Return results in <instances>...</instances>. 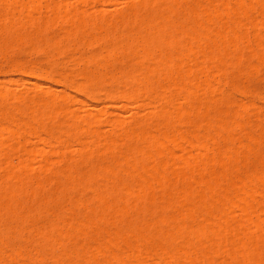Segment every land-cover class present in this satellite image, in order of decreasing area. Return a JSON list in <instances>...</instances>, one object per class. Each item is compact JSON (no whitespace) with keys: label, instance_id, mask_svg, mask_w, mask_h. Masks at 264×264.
Returning a JSON list of instances; mask_svg holds the SVG:
<instances>
[{"label":"rangeland","instance_id":"obj_1","mask_svg":"<svg viewBox=\"0 0 264 264\" xmlns=\"http://www.w3.org/2000/svg\"><path fill=\"white\" fill-rule=\"evenodd\" d=\"M20 1L21 0L0 1V50L2 49L0 51V97H2L1 94L4 93V100L0 98V116L3 117H0V135L2 134L0 137V264H95L96 261V264H133L134 260H137L134 264H159V262L160 264H166V261H169L167 264H179L185 260V257L187 258L185 260L186 262L184 261L182 264H191V262L193 264H225L226 257H228L226 260L227 264L229 262L232 264H238V262L240 264H258L257 262L260 258H263V260L260 259L259 264H264V226H262V224L264 225V210H262L264 207L262 206L264 204V192L262 190L264 189H261L264 188V50L262 51V49H264V0H241L245 3L244 6L241 1V5H236L239 0H235L237 2L234 0H226L228 4L225 0H223V2L222 0H211L212 2L210 0H155V2L147 0L148 3L146 0H22L23 4ZM172 1L175 2V4H173ZM194 1L196 2V6ZM5 3L7 7H4ZM231 3L234 5H231ZM201 6L203 7L201 8ZM241 8L243 9L241 10ZM189 9L191 11L194 9L195 13H193L194 10L191 12ZM197 9L201 12V16ZM153 11H156L157 13L159 12V16L157 15L158 18L156 16L157 13ZM202 11H205L206 14L204 12L202 14ZM166 12L167 14H165ZM174 13L176 14L175 16ZM245 13L246 20L244 17ZM24 14L31 17L28 18V16H24ZM208 14L209 16H207L208 19L206 20V16L204 17V15ZM145 15H147V18L153 15L151 18L153 22L151 19H147ZM167 15L169 17H167ZM160 18H162V21ZM138 19L146 22L145 25L143 22H139ZM70 20L72 21L71 26ZM154 20H157L158 24L156 21L154 22ZM223 20H225L224 25H222ZM104 22L106 25H103ZM169 22L170 25H167L168 27H166V23L169 24ZM234 23L235 25L237 24V28L234 27ZM152 24L155 28H153ZM73 25L75 27L78 25V28L76 27V29ZM94 25L97 29H94ZM101 25L106 28L104 27V29ZM157 25L161 26L157 27ZM188 25L190 27H188ZM99 26L101 27L98 28ZM222 26H224V28ZM73 27L75 29H73ZM159 27H163L165 30L163 28L161 30ZM169 27L172 29L170 30ZM198 27H203L204 29H201H206L207 31L199 30ZM232 27H234L233 30ZM193 28L196 29L197 34L191 33L194 31H190ZM185 29L188 31L186 32ZM70 30L72 32H70ZM220 30L221 33L219 32ZM157 37L160 38V40L157 39ZM189 38L192 39V42ZM255 40L257 41V45L254 44L256 42ZM170 42L173 44L171 45ZM108 43H110V45ZM258 43H260V45L262 43V48L261 46H258ZM111 45H115V48H113L114 52L110 50V47H112ZM168 45L173 46V48ZM166 46H168V48ZM246 46L248 47L247 50H245ZM257 46L258 48H255ZM152 47L154 51L151 50ZM175 49L177 52L173 51ZM105 50L107 55L105 54ZM131 51H134V55ZM141 51H145V53ZM179 53H182L181 55L183 57ZM120 55L123 57H119ZM162 55L166 56L164 57L165 59ZM176 55L178 58H176ZM259 55H262V57ZM99 56L102 58H99ZM141 57H143V59H141ZM219 57L222 58L220 59ZM144 60H146V62ZM158 60L164 65L162 64L161 66V63ZM258 60L262 63L260 64ZM234 61L236 62L235 64ZM224 63L226 65H224ZM259 64L260 66H258ZM157 65L160 71H158L159 69ZM199 65H202V67L198 68ZM129 66H133L132 70L129 69ZM139 67L141 68L139 69ZM128 69L130 70L129 72ZM89 70L94 72L91 73ZM147 70H150L149 74L151 73L152 76L150 74L149 77ZM184 70H187L186 73L188 75ZM165 73L166 77L164 78ZM178 74L180 77H178ZM186 76H188V79ZM168 77L169 79H167ZM82 78L84 79L82 80ZM117 78L118 80H116ZM113 80L116 83L120 82V85L119 83L116 84L113 82ZM151 81H153V83ZM173 81L175 82L173 83ZM203 82L206 84L204 85ZM129 85L131 88H128ZM173 85L177 87L179 86L176 88V90H179L175 92ZM241 85H243L242 87L244 88H242ZM39 87L41 88L38 89ZM125 87L127 89L126 91L124 90ZM75 88L80 91H76ZM125 92L129 95H125ZM132 94L133 96H131ZM127 96H131L132 100ZM162 96L165 97L162 99ZM60 98L63 100L61 101ZM211 100L212 102H210ZM147 102L148 104H146ZM174 103L179 104H177V106H180V108L177 107L178 110ZM189 103L191 104V107H188ZM250 104H253L254 106L252 105L251 107ZM163 107L167 108L164 109ZM194 107H198L199 110L196 108V112ZM61 108L64 109L61 110ZM162 108L164 110L160 111ZM183 110L185 111L183 112ZM53 111L54 113H52ZM175 111L178 113L176 114ZM225 111H228V113ZM51 115L54 117H51ZM118 116L122 119H120L122 122L119 121L117 118ZM169 117L170 120L168 119ZM114 119L119 121L121 125L116 124L117 121L113 122L115 121ZM94 120H97V122ZM13 124H15V126H13ZM4 125L6 126L4 127ZM7 128L11 131L13 130V133L15 130L16 135L15 133L13 134L15 137L12 136V132L10 131V133L7 132L10 136L6 133ZM123 128L124 132L122 131ZM1 130H4V132H1ZM191 130L195 131L193 132L195 135L192 134ZM131 131L132 133H130ZM176 131L179 135H182L184 140L181 136H178ZM133 132L137 135L133 134ZM105 134L107 136H105ZM191 134L195 136L197 141L191 137ZM225 134L228 135L226 136ZM109 136L110 138H107ZM126 136L128 139H125ZM163 136L165 137V140ZM208 137L210 138L208 139ZM118 138L121 139L122 143ZM110 139H112V141ZM108 140L111 143L108 142ZM186 140L188 143H186ZM6 141H9V143ZM190 142L193 145L192 147L189 146ZM195 142H197V144ZM201 142L203 144L205 143V146L203 145L204 147L202 149L199 147L202 144ZM20 143L22 145H20ZM194 143L196 144L197 149ZM162 145H165L164 148ZM178 147L181 149H178ZM167 148L169 150H167ZM227 149L229 150L226 151ZM158 150H160L161 155L163 154L162 156L158 155ZM183 150L185 152H183ZM189 151L195 158H193V156H191L192 159L189 158ZM187 153L188 155L185 157ZM196 154L198 156H196ZM203 155H207L205 156L206 158ZM228 155L230 156L227 158ZM122 156H125L126 158ZM130 157L131 160H129ZM169 160L171 162H169ZM17 162L22 163V166L20 167L19 165L21 164L19 163L18 165ZM210 162L214 163L210 164ZM220 163H222L223 166ZM172 164L174 167H172ZM225 165H228V167ZM101 166H103V168ZM130 167H133V169ZM156 167L157 169L159 167L161 168L156 170ZM162 169H165L164 172ZM155 170L158 171L159 174L155 172ZM60 173L62 174L60 175ZM222 173L224 175H222ZM209 174L212 175L210 176ZM257 175L261 176L257 177ZM229 176L231 180H229L228 183V179H230ZM214 177H217V179H213ZM156 179L160 183L156 181ZM239 179H242L243 181ZM198 180L199 182H197ZM214 180L216 181L212 182ZM260 180L262 182H260ZM147 181H149V183ZM220 181L222 182L220 183ZM230 181L235 187L232 186ZM242 182H244V184H242ZM211 184L216 185L213 186ZM228 184H231V186ZM209 185H211V188ZM240 185L245 187L242 189ZM236 187L239 191H242L243 195ZM224 188L227 190L225 191ZM244 188H246L245 191L247 190L245 195ZM234 189L235 191L233 192L232 190ZM250 189L252 190L249 192L250 197L252 196L253 198L251 199L249 197L251 200H249L246 195ZM223 190L225 194L226 192L228 193L226 195L223 194ZM260 190L261 195L258 196ZM111 191L115 194L111 195ZM207 191L210 193H207ZM253 192L254 194L256 193L255 197H253ZM201 194L203 196H201ZM239 196H241L240 198H247H242L243 200H241L243 202H245L244 200H249L248 203H252L250 206L253 205V209H251L254 212L248 211V208L246 207L244 208L247 204H241ZM224 197H228V200L230 199L229 201L234 203L231 206L228 205L226 208V204L228 203L225 204L226 200L224 201ZM234 198L236 200H234ZM208 200L209 202H215L216 204L214 203L215 205L211 204L212 206H208V204H210L208 203ZM255 202L257 205L254 204ZM104 205L107 206V209ZM193 205L194 207L196 206L195 208L199 209V211L196 210ZM205 205H207L208 208L215 207H213V211L210 208V211ZM188 206L189 208H187ZM6 207L9 211H7ZM221 208L225 212H220L222 210ZM229 208H232L230 209L232 215L229 212ZM238 208L241 209L240 211L247 212L245 217L249 213L248 217L251 222L247 220L248 217H246L247 219H244V212L238 213ZM216 209H221L219 210L221 215L226 213L224 216L222 215V218L226 217V220H224H228L229 225L227 222L226 223L229 228L224 225L225 223H223V221H220L221 230H218V232L216 229L220 228L215 225V233L212 235L210 233L214 230L211 229V231H209V228H211L209 225L214 222L212 224L213 228L216 220H220L218 218L219 212ZM121 210L123 212H121ZM207 211L211 213L209 214ZM180 213L183 217L180 216ZM192 213H194V215ZM182 218L184 219L182 220ZM230 218L233 220L231 221ZM19 219H21V221ZM107 220L109 221L107 222ZM204 220L210 221L208 222L210 223L208 224V231L210 233L208 231L206 233L207 229H199L200 226L197 228L200 223H204ZM237 220L243 225L239 226ZM254 220H257L256 223L259 222V227H262L257 231L252 224V222L255 223ZM161 221L164 223L162 224ZM88 222L91 223L89 224ZM111 222L113 223L111 224ZM247 224L250 225L249 230H255L256 232H248L247 227L249 225ZM145 225L147 227H145ZM203 225H206L205 227L207 228V224ZM222 225L225 227H222ZM251 225L253 228H251ZM175 228L176 230H174ZM115 229H117L116 232ZM197 229L200 231L204 230L205 233H197ZM234 229L237 230V233ZM183 230H189L186 233L187 236L183 234ZM114 233H116L119 238H117L116 235L114 239ZM128 234L130 235V238L127 237ZM178 234L184 235L185 237L182 236L181 239H187L188 241H180L181 239L178 238L181 237V235L178 237ZM243 234H245V241ZM161 235L166 237V239ZM171 235L175 236L176 240L173 239ZM241 235V241L244 243L248 240H253V243L254 241L257 243L259 238L260 243L262 244H259L258 242L256 247L252 243V249L251 247L247 249L251 245L250 242L249 244H245L247 246L245 248L240 240L236 241V237L235 239L233 238L234 236L238 237ZM45 236L47 239H44ZM205 237L208 238V241H206L207 239L205 240ZM127 238H129L130 242ZM169 238L172 239V241L174 240L173 243H169L173 249L172 252L174 253H176V250L174 249L177 247L181 250V246L186 248L191 243L193 245L191 246L195 247L198 242L197 240H199L200 243H197L196 248H194L195 250L187 247L186 251H184H189L188 253L190 255L186 254L185 257V253L183 254L182 252L183 250L180 251L178 248L177 254H183L182 257H184L183 260H181V256L180 258H177L176 254L173 253L172 255L171 251H164L168 246H165L166 242H171ZM224 240L226 242L228 241V244L222 243L225 242ZM201 242L203 243V246ZM128 243L130 245L129 248ZM233 243L235 245L239 244L236 246L238 253L233 249L235 248ZM211 245L216 251L213 250ZM223 245L226 248L223 247L224 249L221 251L220 248H222ZM171 247H167L166 249H171ZM97 248H99V250ZM159 248L160 250H158ZM255 249L257 252H253L256 251ZM136 251L138 252L137 255ZM203 251L207 255V258ZM240 252L241 254L243 252V254L241 255ZM258 252L259 254H257ZM130 253H132L131 256L134 257L132 262L130 261L132 259ZM200 253H202V255H199ZM253 253L254 255H252ZM260 253L263 256L260 257ZM192 254L194 255L193 257ZM195 254L198 257L195 256ZM95 255L98 256L95 257ZM164 255H166V257ZM126 256H130L131 259ZM208 256L211 257L209 258ZM141 258H143V260ZM211 258L213 261H211ZM236 258L244 261L251 260L252 262L250 261V263H246L238 261ZM162 260H165V262ZM236 260L238 262H236ZM208 261L209 263H207Z\"/></svg>","mask_w":264,"mask_h":264},{"label":"bare ground","instance_id":"obj_2","mask_svg":"<svg viewBox=\"0 0 264 264\" xmlns=\"http://www.w3.org/2000/svg\"><path fill=\"white\" fill-rule=\"evenodd\" d=\"M0 1H3V0H0ZM144 1H145V0H144ZM144 1H143V3H144ZM148 1H150V0H148ZM148 1L146 0L147 3H148ZM152 1L155 2V0H152ZM190 1H191V0H190ZM210 1H211V0H210ZM225 1H226V0H225ZM231 1H232V0H231ZM234 1H235V0H234ZM240 1H241V0L238 1L239 4H238V3H237V4L235 3V4H236V5H241V2H243V1H241V2H240ZM20 2H22V4H23V1H22V0H21ZM25 2H26V1H25ZM194 2H195V1H194ZM201 2H202V1H201ZM211 2H212V1H211ZM211 2H210V3H211ZM214 2H215V1H214ZM222 2H223V0H222ZM222 2H221V3H222ZM235 2H237V1H235ZM253 2H254V1H253ZM262 2H263V1H262ZM26 3H27V2H26ZM82 3H83V2H82ZM137 3H138V2H137ZM149 3H150V2H149ZM172 3L175 4V2H173V1H172ZM226 3H227V1H226ZM198 4H199V3H198ZM204 4H205V3H204ZM214 4H215V3H214ZM222 4H223V3H222ZM227 4H228V3H227ZM242 4H243V6L245 5L244 2H243ZM2 5H4V4H2ZM18 5H19V4H18ZM81 5H82V4H81ZM224 5H226V4H224ZM231 5H234V4L231 3ZM250 5H251V4H250ZM255 5H256V4H255ZM5 6H6V3H5V5H4V7H5ZM14 6H15V5H14ZM57 6H58V3H57ZM60 6H61V5H60ZM175 6H177V5H175ZM185 6H186V5H185ZM195 6H196V2H195ZM198 6H199V5H198ZM198 6H197V7H198ZM207 6H208V5H207ZM207 6H206V7H207ZM209 6H211V5H209ZM226 6H227V5H226ZM256 6H257V5H256ZM6 7H7V6H6ZM10 7H11V6H10ZM20 7H21V6H20ZM23 7H24V5H23ZM202 7H203V6H201V8H202ZM233 7H234V6H233ZM238 7H241V6H238ZM247 7H248V6H247ZM260 7H261V6H260ZM26 8H27V7H26ZM198 8H200V7H198ZM211 8H212V7H211ZM225 8H226V7H225ZM256 8H258V7H256ZM15 9H16V8H15ZM20 9H21V8H20ZM61 9H62V8H61ZM167 9H168V8H167ZM194 9H195V8H194ZM194 9H192V11H193ZM228 9H229V8H228ZM231 9H232V8H231ZM234 9H235V8H234ZM234 9H233V11H234ZM237 9H240V8H237ZM242 9H243V8H241V10H242ZM152 10H153V9H152ZM168 10H169V9H168ZM170 10H171V8H170ZM189 10H190V9H189ZM201 10H202V9H201ZM201 10H200V11H201ZM210 10H211V9H210ZM213 10H214V9H213ZM245 10H246V9H245ZM245 10H244V11H245ZM68 11H69V10H68ZM190 11H191V10H190ZM192 11H191V12H192ZM197 11H198V9H197ZM227 11H228V10H227ZM251 11H252V10H251ZM5 12H7V11H5ZM15 12H16V11H15ZM26 12H27V11H26ZM153 12H156V11H153ZM153 12H152V13H153ZM191 12H190V14L192 15ZM198 12H199V11H198ZM203 12L206 14L205 11H202V14H203ZM213 12H214V11H213ZM219 12H220V11H219ZM224 12H225V11H224ZM224 12H222V13H224ZM257 12H258V11H257ZM11 13H12V12H11ZM81 13H82V12H81ZM156 13H157V12H156ZM158 13H159V12H158ZM158 13L156 14V16L158 15ZM172 13H173V12H172ZM193 13H195V10L193 11ZM199 13H200V16H201V12H199ZM232 13H233V12H232ZM29 14H31V13H29ZM131 14H132V13H131ZM165 14H167V12H166ZM168 14H170V13H168ZM187 14H188V13H187ZM26 15H27V14H26ZM26 15L24 14V16H26ZM59 15H60V14H59ZM65 15H66V14H65ZM154 15H155V14H154ZM175 15H176V14L174 13V16H175ZM188 15H189V14H188ZM191 15H190V17H191ZM193 15H194V14H193ZM215 15H216V14H215ZM226 15H227V14H226ZM3 16H4V15H3ZM27 16H28V15H27ZM63 16H64V15H63ZM66 16H67V15H66ZM66 16H65V17H66ZM78 16H79V15H78ZM146 16H147V15H145V17H146ZM152 16H153V15H152ZM152 16H151V17H148V18L151 19ZM158 16H159V15H158ZM158 16H157V18H158ZM165 16H166V15H165ZM179 16H180V15H179ZM181 16H182V15H181ZM196 16H197V15H196ZM196 16H195V17H196ZM205 16H206L205 19L207 20V19H208L207 16H209V14H208V15H204V17H205ZM210 16H211V15H210ZM218 16H219V15H218ZM4 17H5V16H4ZM29 17H31V16H28V18H29ZM33 17H34V16H33ZM33 17H32V19H33ZM36 17H37V16H36ZM82 17H83V16H82ZM154 17H155V16H154ZM160 17H161V16H160ZM167 17H169V16L167 15ZM170 17H171V16H170ZM192 17H193V16H192ZM204 17H203V18H204ZM225 17H226V16H225ZM239 17H240V16H239ZM244 17H245V20H246V13H245V16H244ZM262 17H263V16H262ZM1 18H2V17H1ZM9 18H10V17H9ZM23 18H24V17H23ZM142 18H143V16H142ZM146 18H147V17H146ZM148 18H147V19H148ZM162 18H163V15H162ZM162 18H160L161 21H162ZM180 18H181V17H180ZM180 18H179V19H180ZM12 19H13V18H12ZM44 19H45V18H44ZM85 19H86V18H85ZM134 19H136V18H134ZM143 19H144V18H143ZM147 19H146V20H147ZM169 19H170V18H169ZM195 19H196V18H195ZM6 20H7V19H6ZM23 20H24V19H23ZM160 20H158V21H160ZM171 20H172V19H171ZM237 20H238V19H237ZM237 20H236V21H237ZM8 21H9V20H8ZM28 21H29V20H28ZM122 21H123V19H122ZM138 21L140 22L141 20L138 19ZM147 21H148V20H147ZM151 21H152V19H151ZM155 21H156V23H157V20H154V22H155ZM163 21H164V20H163ZM168 21H169V20H168ZM173 21H174V20H173ZM181 21H182V20H181ZM192 21H193V20H192ZM224 21H225V20H223L222 25H224V23H225ZM233 21H234V20H233ZM68 22H69V21H68ZM71 22H72V21L70 20V26H71ZM89 22H90V20H89ZM130 22H131V20H130ZM132 22H134V21H132ZM139 22H138V24L140 25ZM142 22H143V21H141V23H142ZM152 22H153V21H152ZM174 22H175V21H174ZM176 22H177V21H176ZM203 22H204V21H203ZM220 22H221V21H220ZM231 22H232V21H231ZM239 22H240V21H239ZM262 22H263V21H262ZM66 23H67V22H66ZM74 23H75V22H74ZM102 23H103V22H102ZM145 23H146V22H143L144 25H145ZM163 23H164V22H163ZM167 23H168V22H167ZM167 23H166V27H168L167 25H170V22H169V24H167ZM179 23H180V22H179ZM179 23H177V24H179ZM194 23H195V22H194ZM208 23H209V22H208ZM217 23H218V22H217ZM232 23H233V22H232ZM237 23H238V21H237ZM47 24H48V23H47ZM149 24H150V23H149ZM157 24H158V23H157ZM164 24H165V23H164ZM177 24H175V25H177ZM195 24H196V23H195ZM195 24H194V25H195ZM201 24H202V23H201ZM240 24H241V23H240ZM67 25H68V24H67ZM78 25H79V24H78ZM78 25H76V27H77ZM99 25H100V24H99ZM103 25H106L105 22H104ZM134 25H135V24H134ZM136 25H137V23H136ZM194 25H193V26H194ZM203 25H204V24H203ZM203 25H202V26H203ZM212 25H213V24H212ZM233 25H234V27H236L237 24L235 25V23H234ZM73 26H74V25H73ZM83 26H84V25H83ZM87 26H88V25H87ZM96 26H97V25H96ZM101 26H102V25H101ZM101 26H99L98 28H100ZM109 26H110V25H109ZM152 26H153V28H155V26H154L153 24H152ZM152 26H151V27H152ZM158 26H161V25H157V27H158ZM163 26H164V25H163ZM177 26H178V25H177ZM177 26H176V27H177ZM195 26H196V25H195ZM244 26H245V25H244ZM74 27H75V26H74ZM74 27H73V29L76 28V27H75V28H74ZM93 27H94V29H95V28L97 29V27H95V25H94ZM102 27L104 28L105 26H102ZM111 27H112V26H111ZM135 27H136V26H135ZM139 27H140V26H139ZM145 27H146V26H145ZM145 27H143V28H145ZM164 27H165V26H164ZM166 27H165V28H166ZM188 27H190V26L188 25ZM191 27H192V26H191ZM208 27H209V26H208ZM222 27L224 28V26H222ZM222 27H221V28H222ZM234 27H232V30L234 29ZM77 28H78V27H77ZM77 28H76V29H77ZM103 28H102V29H103ZM105 28H106V27H105ZM105 28H104V29H105ZM141 28H142V27H141ZM141 28H140V29H141ZM148 28H149V25H148ZM159 28H161V30H162L163 27H159ZM169 28H170V27H169ZM169 28H168V29H169ZM196 28H197V26H196ZM201 28H203V27H200V28L198 27L199 30H203V29H204V28H203V29H201ZM206 28H207V27H206ZM221 28H220V29H221ZM225 28H226V27H225ZM236 28H237V27H236ZM236 28H235V29H236ZM245 28H246V27H245ZM70 29H71V28H70ZM104 29H103V30H104ZM163 29H164V28H163ZM168 29H167V30H168ZM171 29H172V28H170V30H171ZM173 29H175V28H173ZM180 29H181V27H180ZM189 29H190V28H189ZM207 29H209V28H207ZM71 30H72V29H71ZM71 30H70V32H72ZM84 30H85V28H84ZM84 30H83V31H84ZM100 30H101V29H100ZM100 30H98V31H100ZM108 30H109V29H108ZM144 30H145V29H144ZM164 30H165V29H164ZM175 30H176V29H175ZM175 30H174V31H175ZM182 30H184V29H182ZM193 30H194V31H193ZM226 30H228V29H226ZM229 30H230V29H229ZM244 30H245V29H244ZM73 31H74V30H73ZM83 31H82V32H83ZM95 31H97V30H95ZM104 31H106V30H104ZM141 31H142V30H141ZM154 31H155V30H154ZM176 31H177V30H176ZM185 31L187 32L188 30L185 29ZM185 31H184V32H185ZM190 31H193V32H191L192 34H193V33H196V34H197V31H196V29H194V28L191 29ZM195 31H196V32H195ZM203 31H207V30L205 29V30H203ZM222 31H223V30H222ZM230 31H231V30H230ZM234 31L237 32L236 30H234ZM241 31H242V30H241ZM63 32H64V31H63ZM67 32H68V30H67ZM74 32H75V31H74ZM77 32H78V31H77ZM77 32H76V33H77ZM109 32H110V30H109ZM165 32H166V31H165ZM169 32H171V31H169ZM219 32L221 33V30H220ZM254 32H255V31H254ZM39 33H40V32H39ZM95 33H98V32H95ZM106 33H107V32H106ZM139 33H140V32H139ZM144 33H146V32H144ZM182 33H183V31H182ZM222 33H223V32H222ZM167 34H168V33H167ZM183 34H184V33H183ZM243 34H244V33H243ZM147 35H148V34H147ZM155 35H156V34H155ZM164 35H165V34H164ZM235 35H236V34H235ZM57 36H58V35H57ZM151 36H152V35H151ZM187 36H188V35H187ZM194 36H195V34H194ZM229 36H230V35H229ZM232 36H234V35H232ZM242 36H243V35H242ZM263 36H264V34H263ZM154 37H155V36H154ZM169 37H170V35H169ZM191 37H192V36H191ZM195 37H196V36H195ZM204 37H205V36H204ZM204 37H203V38H204ZM222 37H224V36H222ZM155 38H156V37H155ZM161 38H162V36H161ZM193 38H194V37H193ZM206 38H207V37H206ZM208 38H209V37H208ZM212 38H213V37H212ZM246 38H247V37H246ZM100 39H101V38H100ZM157 39L160 40V38H158V37H157ZM162 39H163V38H162ZM164 39H165V38H164ZM166 39H167V38H166ZM189 39H190V38H189ZM159 40H157V41H159ZM187 40H188V39H187ZM191 40H192V39H190V41H191ZM202 40H204V39H202ZM208 40H209V39H208ZM261 40H262V39H261ZM164 41H165V40H164ZM195 41H196V40H195ZM197 41H198V40H197ZM213 41H214V40H213ZM226 41H227V40H226ZM243 41H244V40H243ZM255 41H256V40H255ZM37 42H38V41H37ZM145 42H146V41H145ZM167 42H168V41H167ZM167 42H166V43H167ZM191 42H192V41H191ZM200 42H201V41H200ZM206 42H207V41H206ZM218 42H219V41H218ZM221 42H222V41H221ZM229 42H230V41H229ZM143 43H144V42H143ZM168 43H169V42H168ZM196 43H197V42H196ZM212 43H213V42H212ZM223 43H224V42H223ZM223 43H222V44H223ZM253 43H254V42H253ZM108 44L110 45V43H108ZM108 44H107V45H108ZM112 44H114V43H112ZM148 44H149V43H148ZM151 44H152V43H151ZM170 44H171V42H170ZM172 44H173V43H172ZM172 44H171V45H172ZM193 44H195V43H193ZM203 44H204V43H203ZM207 44H208V43H207ZM213 44H214V43H213ZM222 44H221V45H222ZM254 44L257 45V41H256ZM258 44H259L258 46H261V48H262V43H261V45H260V43H258ZM85 45H86V44H85ZM149 45H150V44H149ZM214 45H215V44H214ZM0 46H1V44H0ZM30 46H31V45H30ZM111 46H112V45H111ZM114 46H115V45H114ZM114 46L110 47V48H111L110 50H112V52H114V51H113V50H114L113 48H115ZM168 46H170V45H168ZM168 46H166V47L168 48ZM215 46H216V45H215ZM217 46H218V45H217ZM230 46H231V45H230ZM258 46L255 47V48H258ZM107 47H108V46H107ZM124 47H126V46H124ZM148 47H149V46H148ZM170 47L173 48V46H170ZM232 47H233V46H232ZM236 47H237V46H236ZM118 48H119V47H118ZM129 48H130V47H129ZM172 48H171V49H172ZM178 48H179V47H178ZM214 48H216V47H214ZM247 48H248V47L246 46V49H245V50H247ZM261 48H259V49H261ZM196 49H197V47H196ZM237 49H238V48H237ZM252 49H253V48H252ZM1 50H2V49H1ZM1 50H0V51H1ZM102 50H104V49H102ZM132 50H133V49H132ZM151 50L154 51V50H153V47L151 48ZM158 50H159V49H158ZM158 50H157V51H158ZM223 50H224V49H223ZM225 50H226V49H225ZM263 50H264V49H262V51H263ZM149 51H150V50H149ZM152 51H151V52H152ZM173 51L175 52L176 49L173 50ZM178 51H179V50H178ZM219 51H220V50H219ZM219 51H218V52H219ZM256 51H257V50H256ZM128 52H129V51H128ZM131 52L133 53L134 51H131ZM141 52L145 53V51H141ZM147 52H148V51H147ZM155 52H156V50H155ZM174 52H173V53H174ZM176 52H177V51H176ZM200 52H201V51H200ZM245 52H246V51H245ZM254 52H255V51H254ZM43 53H44V52H43ZM122 53H123V52H122ZM124 53H125V52H124ZM143 53H142V54H143ZM152 53H153V52H152ZM198 53H199V52H198ZM201 53H202V52H201ZM215 53H216V52H215ZM251 53H252V52H251ZM255 53H256V52H255ZM263 53H264V52H263ZM105 54H106V50H105ZM105 54H104V55H105ZM110 54H111V53H110ZM119 54H121V53H119ZM147 54H149V53H147ZM160 54H161V53H160ZM163 54H164V53H163ZM179 54H180V53H179ZM181 54H182V53H181ZM181 54H180V55H181ZM225 54H226V53H225ZM248 54H249V53H248ZM261 54H262V53H261ZM106 55H107V54H106ZM111 55H112V54H111ZM123 55H124V54H123ZM128 55H129V54H128ZM133 55H134V53H133ZM140 55H141V54H140ZM154 55H156V54H154ZM157 55H159V54H157ZM197 55H198V54H197ZM201 55H202V54H201ZM221 55H222V54H221ZM262 55H263V54H262ZM262 55H259V56L262 57ZM126 56H127V55H126ZM149 56H150V55H149ZM174 56H175V55H174ZM181 56H182V55H181ZM113 57H114V56H113ZM115 57H116V56H115ZM117 57H118V55H117ZM119 57H123V56L120 55ZM150 57H151V56H150ZM154 57H155V56H154ZM157 57H159V56H157ZM160 57H161V55H160ZM162 57L164 58V57H166V56H163V55H162ZM182 57H183V56H182ZM182 57H181V58H182ZM184 57H185V56H184ZM217 57H218V56H217ZM261 57H260V59H261ZM99 58H102V57L99 56ZM125 58H126V57H125ZM144 58H145V57H144ZM176 58H178L177 55H176ZM219 58H220V57H219ZM221 58H222V57H221ZM221 58H220V59H221ZM238 58H239V57H238ZM241 58H242V57H241ZM245 58H246V57H245ZM257 58H258V57H257ZM103 59H104V58H103ZM110 59H111V58H110ZM141 59H143V57H141ZM151 59H154V58H151ZM164 59H165V58H164ZM210 59H211V58H210ZM217 59H218V58H217ZM239 59H240V58H239ZM242 59H243V58H242ZM177 60H178V59H177ZM215 60H216V59H215ZM218 60H219V59H218ZM218 60H217V61H218ZM243 60H244V59H243ZM261 60H262V59H261ZM263 60H264V58H263ZM101 61H102V59H101ZM110 61H111V60H110ZM141 61H142V60H141ZM144 61L146 62V60H144ZM144 61H143V62H144ZM151 61H152V60H151ZM153 61H154V60H153ZM158 61H159V60H158ZM162 61H163V60H162ZM164 61H165V60H164ZM173 61H174V60H173ZM179 61H180V59H179ZM213 61H214V60H213ZM213 61H212V63H213ZM244 61H245V60H244ZM256 61H257V59H256ZM258 61H259V60H258ZM83 62H84V61H83ZM86 62H87V61H86ZM103 62H104V61H103ZM145 62H144V63H145ZM159 62L161 63V61H159ZM228 62H229V60H228ZM228 62H227V63H228ZM238 62H239V61H238ZM259 62H260V61H259ZM259 62H257V63H259ZM15 63H16V61H15ZM91 63H92V61H91ZM112 63H113V62H112ZM140 63H141V62H140ZM152 63H153V62H152ZM166 63H167V62H166ZM175 63H176V62H175ZM180 63H181V62H180ZM210 63H211V62H210ZM210 63H209V64H210ZM220 63H221V62H220ZM225 63H226V62H225ZM225 63H224V65H226ZM235 63H236V62L234 61V64H235ZM261 63H262V62H260V64H261ZM92 64H93V63H92ZM110 64H111V63H110ZM123 64H124V63H123ZM148 64H149V62H148ZM162 64H163V63H161V66H162ZM177 64H178V63H177ZM182 64H183V63H182ZM252 64H253V63H252ZM260 64H259L258 66H260ZM83 65H84V64H83ZM97 65H98V64H97ZM106 65H107V64H106ZM137 65H139V64H137ZM158 65H159V64H158ZM158 65H157V67H158ZM163 65H164V64H163ZM167 65H168V64H167ZM175 65H176V64H175ZM210 65H211V64H210ZM212 65H213V64H212ZM254 65H255V64H254ZM103 66H104V65H103ZM111 66H112V65H111ZM133 66H134V65H133ZM133 66H131V67L129 66V67H130L129 69L132 70V67H133ZM154 66H155V65H154ZM168 66H169V65H168ZM181 66H182V65H181ZM185 66H186V65H185ZM250 66H251V65H250ZM255 66H256V65H255ZM96 67H97V66H96ZM99 67H100V66H99ZM101 67H102V66H101ZM127 67H128V66H127ZM135 67H136V66H135ZM147 67H149V66H147ZM157 67H156V68H157ZM166 67H167V66H166ZM199 67H202V65H201V66L199 65L198 68H199ZM209 67H210V66H209ZM213 67H214V66H213ZM221 67H222V66H221ZM140 68H141V67H139V69H140ZM142 68H143V67H142ZM154 68H155V67H154ZM154 68H153V69H154ZM162 68H163V67H162ZM164 68H165V67H164ZM174 68H175V67H174ZM177 68H178V67H177ZM185 68H187V67H185ZM252 68H253V67H252ZM257 68H258V67H257ZM129 69H128V72L130 71ZM139 69H138V70H139ZM145 69H147V68H145ZM153 69H152V70H153ZM158 69H159V67H158ZM187 69H189V68H187ZM201 69H202V68H201ZM216 69H217V68H216ZM249 69H250V67H249ZM152 70H151V71H152ZM167 70H168V69H167ZM193 70H194V69H193ZM214 70H215V69H214ZM254 70H255V69H254ZM254 70H253V71H254ZM89 71H90V70H89ZM106 71H109V70H106ZM114 71H115V70H114ZM125 71H126V69H125ZM147 71H148V70H147ZM149 71H150V70H149ZM149 71H148L147 74H149ZM158 71H160V69H159ZM184 71H185V73H186L187 70H184ZM205 71H206V70H205ZM222 71H223V70H222ZM235 71H236V70H235ZM90 72H91V71H90ZM93 72H94V71H92L91 73H93ZM116 72H117V71H116ZM145 72H146V71H145ZM153 72H155V71H153ZM169 72H170V71H169ZM211 72H212V71H211ZM236 72H237V71H236ZM256 72H257V71H256ZM256 72H255V74H256ZM258 72H259V71H258ZM33 73H34V72H33ZM39 73H40V72H39ZM82 73H83V72H82ZM120 73H121V72H120ZM157 73H158V72H157ZM157 73H156V74H157ZM241 73H242V72H241ZM249 73H250V72H249ZM71 74H72V73H71ZM129 74H130V73H129ZM129 74H128V75H129ZM136 74H137V73H136ZM141 74H142V73H141ZM150 74H151V73H150ZM150 74H149V77H150ZM153 74H154V73H153ZM170 74H171V72H170ZM186 74H187V73H186ZM238 74H240V73H238ZM31 75H32V74H31ZM36 75H37V74H36ZM39 75H40V74H39ZM39 75H38V76H39ZM121 75H122V74H121ZM132 75H133V74H132ZM138 75H139V74H138ZM145 75H146V73H145ZM160 75H161V74H160ZM162 75H163V74H162ZM178 75H179V74H178ZM183 75H184V74H183ZM187 75H188V74H187ZM213 75H214V74H213ZM248 75H249V74H248ZM97 76H98V75H97ZM110 76H111V75H110ZM129 76H130V75H129ZM151 76H152V74H151ZM241 76H242V75H241ZM117 77H119V76H117ZM121 77H122V76H121ZM139 77H140V75H139ZM141 77H142V75H141ZM154 77H157V76H154ZM165 77H166V73H165L164 78H165ZM173 77H174V76H173ZM178 77H180V75H179ZM186 77H187V79H188V76H186ZM213 77H214V76H213ZM249 77H250V76H249ZM95 78H97V77H95ZM95 78H94V79H95ZM114 78H116V77H114ZM128 78H129V77H128ZM235 78H236V77H235ZM63 79H64V78H63ZM83 79H84V78H82V80H83ZM85 79H86V78H85ZM97 79H98V78H97ZM132 79H133V78H132ZM138 79H139V78H138ZM138 79H137V80H138ZM148 79H149V78H148ZM158 79H159V78H158ZM167 79H169V77H168ZM167 79H166V80H167ZM179 79H180V78H179ZM89 80H90V79H89ZM95 80H96V79H95ZM98 80H99V79H98ZM116 80H118V78H117ZM121 80H122V79H121ZM128 80H129V79H128ZM156 80H157V79H156ZM164 80H165V79H164ZM174 80H175V79H174ZM176 80H177V79H176ZM180 80H181V79H180ZM248 80H249V79H248ZM93 81H94V80H93ZM119 81H120V80H119ZM123 81H124V80H123ZM130 81H132V80H130ZM140 81H141V80H140ZM143 81H144V80H143ZM143 81H142V82H143ZM149 81H150V80H149ZM153 81H154V80H153ZM153 81H151V82L153 83ZM181 81H182V80H181ZM190 81H192V80H190ZM243 81H244V80H243ZM68 82H69V81H68ZM94 82H95V81H94ZM101 82H102V81H101ZM113 82H115V81L113 80ZM158 82H159V81H158ZM170 82H171V80H170ZM174 82H175V81H173V83H174ZM179 82H180V81H179ZM192 82H193V81H192ZM92 83H93V82H92ZM115 83H116V82H115ZM115 83H114V84H115ZM117 83H119V85H120V82H117ZM117 83H116V84H117ZM124 83H125V82H124ZM126 83H127V82H126ZM138 83H139V82H138ZM165 83H166V82H165ZM183 83H184V82H183ZM188 83H189V82H188ZM83 84H84V83H83ZM94 84H95V83H94ZM103 84H104V82H103ZM111 84H112V82H111ZM121 84H122V83H121ZM146 84H147V82H146ZM146 84H145V85H146ZM191 84H192V83H191ZM197 84H198V82H197ZM201 84H202V83H201ZM203 84H204V82H203ZM205 84H206V83H205ZM205 84H204V85H205ZM86 85H88V84H86ZM142 85H143V84H142ZM147 85H148V84H147ZM161 85H163V84H161ZM180 85H181V84H180ZM182 85H184V84H182ZM93 86H94V85H93ZM126 86H127V85H126ZM143 86H144V85H143ZM149 86H150V82H149ZM151 86H152V84H151ZM156 86H157V85H156ZM170 86H172V85H170ZM173 86H174V85H173ZM207 86H208V85H207ZM242 86H243V85H241V87H242ZM76 87H77V86H76ZM85 87H86V86H85ZM96 87H97V86H96ZM158 87H159V86H158ZM166 87H167V86H166ZM178 87H179V86H178ZM178 87H177V86H174V87H173L174 90H175V92H176L177 90H179V89L176 90V88H178ZM190 87H191V85H190ZM199 87H201V86H199ZM199 87H198V88H199ZM40 88H41V87H39L38 89H40ZM78 88H79V87H78ZM118 88H119V87H118ZM118 88H117V89H118ZM128 88H131L130 85H129ZM149 88H150V87H149ZM167 88H168V87H167ZM171 88H172V87H171ZM181 88H182V86H181ZM181 88H180V90H181ZM185 88H186V87H185ZM194 88H195V87H194ZM196 88H197V87H196ZM204 88H205V87H204ZM207 88H209V87H207ZM242 88H244V87H242ZM75 89H76V91H77V90H79L80 88H79V89L75 88ZM85 89H87V88H85ZM88 89H89V88H88ZM183 89H184V88H183ZM239 89H240V88H239ZM114 90H115V89H114ZM124 90H125V91L127 90L126 87H125ZM162 90H163V89H162ZM79 91H80V90H79ZM91 91H92V90H91ZM118 91H119V90H118ZM128 91H129V90H128ZM149 91H151V90H149ZM163 91H164V90H163ZM163 91H162V92H163ZM167 91H168V89H167ZM183 91H184V90H183ZM4 92H5V91H4ZM187 92H188V91H187ZM95 93H96V92H95ZM95 93H94V94H95ZM126 93H127V92H125V95H129L128 93H127V94H126ZM133 93H134V92H133ZM167 93H168V92H167ZM170 93H171V92H170ZM188 93H189V92H188ZM3 94H4V93H3ZM3 94H1V96H2V97H0L1 99H3ZM7 94H8V93H7ZM159 94H160V93H159ZM163 94H164V92H163ZM168 94H169V93H168ZM171 94H172V93H171ZM185 94H186V93H185ZM203 94H204V93H203ZM207 94H208V93H207ZM63 95H64V94H63ZM63 95H62V97H63ZM156 95H157V94H156ZM178 95H179V94H178ZM200 95H201V94H200ZM131 96H133V94H132ZM131 96H130V97L127 96V97L130 98V100H132V99H131ZM134 96H135V95H134ZM20 97H21V96H20ZM164 97H165V96H164ZM164 97L162 96V99H163ZM175 97H176V96H175ZM175 97H174V99H175ZM220 97H221V96H220ZM220 97H219V98H220ZM138 98H139V97H138ZM169 98H170V96H169ZM176 98H177V97H176ZM183 98H184V96H183ZM226 98H227V97H226ZM16 99H17V98H16ZM47 99H48V98H47ZM54 99H55V97H54ZM178 99H179V98H178ZM178 99H177V100H178ZM189 99H190V98H189ZM189 99H187V100H189ZM199 99H200V98H199ZM208 99H209V98H208ZM3 100H4V99H3ZM50 100H51V99H50ZM60 100L62 101L63 99L60 98ZM164 100H166V99H164ZM167 100H168V99H167ZM184 100H185V99H184ZM200 100H201V99H200ZM5 101H6V100H5ZM51 101H52V100H51ZM65 101H66V100H65ZM182 101H183V100H182ZM190 101H191V100H190ZM195 101H196V100H195ZM3 102H4V101H3ZM54 102H55V101H54ZM135 102H136V101H135ZM174 102H175V101H174ZM177 102H179V101H177ZM193 102H194V101H193ZM201 102H202V101H201ZM210 102H212V100H211ZM40 103H41V102H40ZM44 103H45V101H44ZM48 103H49V102H48ZM51 103H52V102H51ZM64 103H65V102H64ZM144 103H145V102H144ZM183 103H184V101H183ZM208 103H209V102H208ZM34 104H35V103H34ZM52 104H53V103H52ZM54 104H55V103H54ZM59 104H61V103H59ZM59 104H58V105H59ZM140 104H141V102H140ZM146 104H148V102H147ZM174 104H175V103H174ZM177 104H178V103H177ZM177 104H175V105H176V109H177V107L180 108V106H177ZM196 104H197V103H196ZM223 104H224V103H223ZM45 105H46V104H45ZM178 105H179V104H178ZM194 105H195V104H194ZM203 105H204V104H203ZM250 105H251V104H250ZM252 105H253V104H252ZM252 105H251V107H252ZM55 106H56V105H55ZM60 106H61V105H60ZM147 106H148V105H147ZM196 106H197V105H196ZM248 106H249V105H248ZM253 106H254V105H253ZM52 107H53V106H52ZM62 107H63V106H62ZM174 107H175V106H174ZM174 107H173V108H174ZM188 107H191V104H190V103H189V106H188ZM198 107H199V104H198ZM198 107H196V108L198 109ZM238 107H239V106H238ZM242 107H243V106H242ZM149 108H150V107H149ZM163 108L166 109L167 107H166V108L163 107ZM163 108H162L160 111L164 110ZM183 108H184V107H183ZM194 108H195V107H194ZM196 108H195V111L197 112ZM212 108H213V107H212ZM246 108H247V107H246ZM63 109H64V108H63ZM63 109L61 108V110H63ZM192 109H193V108H192ZM192 109H191V110H192ZM202 109H203V107H202ZM226 109H227V108H226ZM23 110H24V109H23ZM149 110H150V109H149ZM153 110H154V109H153ZM174 110H175V109H174ZM177 110H178V109H177ZM198 110H199V109H198ZM6 111H7V110H6ZM51 111H52V110H51ZM70 111H72V110H70ZM150 111H152V110H150ZM167 111H168V110H167ZM167 111H166V112H167ZM184 111H185V110H183V112H184ZM192 111H193V110H192ZM8 112H9V111H8ZM21 112H22V111H21ZM55 112H56V111H55ZM60 112H61V111H60ZM153 112H154V111H153ZM153 112H152V113H153ZM166 112H165V113H166ZM168 112H169V111H168ZM181 112H182V111H181ZM190 112H191V111H190ZM196 112H195V113H196ZM199 112H200V111H199ZM225 112L228 113V111H225ZM6 113H7V112H6ZM30 113H31V112H30ZM50 113H51V112H50ZM52 113H54V111H53ZM58 113H59V112H58ZM162 113H163V112H162ZM175 113L177 114L178 112L175 111ZM206 113H208V112H206ZM0 114H1V112H0ZM24 114H25V113H24ZM26 114H27V113H26ZM36 114H37V113H36ZM179 114H180V113H179ZM201 114H202V113H201ZM241 114H242V112H241ZM53 115H54V114H53ZM53 115H51V117H52ZM74 115H75V113H74ZM193 115H194V114H193ZM207 115H208V114H207ZM237 115H238V114H237ZM237 115H236V116H237ZM44 116H46V115H44ZM48 116H49V115H48ZM91 116H92V115H91ZM152 116H153V115H152ZM181 116H182V115H181ZM200 116H201V115H200ZM202 116H203V115H202ZM225 116H226V115H225ZM231 116H232V115H231ZM233 116H234V115H233ZM238 116H239V115H238ZM0 117H1V116H0ZM53 117H54V116H53ZM75 117H76V116H75ZM93 117H94V116H93ZM166 117H167V115H166ZM179 117H180V116H179ZM1 118H3V117H1ZM44 118H46V117H44ZM47 118H48V117H47ZM117 118L119 119L120 122H122V121H121L122 119L119 118V116H118ZM117 118H116V119H117ZM174 118H175V117H174ZM231 118H232V117H231ZM238 118H239V117H238ZM31 119H32V118H31ZM60 119H61V118H60ZM94 119H95V118H94ZM116 119H114L115 121H113V122H116V121L118 120V119H117V120H116ZM120 119H121V120H120ZM168 119L170 120V117H169ZM184 119H185V118H184ZM0 120H1V119H0ZM91 120H92V119H91ZM220 120H221V119H220ZM228 120H232V119H228ZM17 121H18V120H17ZM94 121L97 122V120H94ZM119 121H117L116 124L119 125V124H120ZM6 122H7V121H6ZM56 122H57V121H56ZM118 122H119V123H118ZM178 122H179V121H178ZM234 122H235V121H234ZM243 122H244V121H243ZM13 123H14V122H13ZM82 123H83V121H82ZM86 123H87V122H86ZM123 123H124V122H123ZM123 123H122V124H123ZM169 123H170V122H169ZM221 123H222V122H221ZM9 124H10V123H9ZM171 124H172V123H171ZM193 124H194V123H193ZM219 124H220V123H219ZM243 124H244V123H243ZM248 124H249V123H248ZM120 125H121V124H120ZM134 125H135V124H134ZM203 125H204V124H203ZM207 125H208V124H207ZM215 125H216V124H215ZM236 125H237V124H236ZM240 125H241V124H240ZM1 126H2V125H1ZM5 126H6V125H4V127H5ZM13 126H15V124H13ZM70 126H71V125H70ZM73 126H74V125H73ZM75 126H76V125H75ZM136 126H137V124H136ZM172 126H173V125H172ZM218 126H219V125H218ZM222 126H223V125H222ZM9 127H10V126H9ZM30 127H31V126H30ZM240 127H241V126H240ZM16 128H17V127H16ZM75 128H76V127H75ZM86 128H87V126H86ZM113 128H114V127H113ZM115 128H116V127H115ZM133 128H134V127H133ZM238 128H239V127H238ZM0 129H1V128H0ZM3 129H4V128H3ZM89 129H90V128H89ZM137 129H138V128H137ZM229 129H231V128H229ZM7 130H8V131H7ZM7 130H6V133L9 132V131H10V132L13 131V130H12V131L9 130V128H7ZM16 130H17V129H16ZM116 130H117V128H116ZM126 130H127V129H126ZM130 130H131V129H130ZM144 130H145V129H144ZM239 130H240V129H239ZM2 131L4 132V130H1V132H2ZM32 131H34V130H32ZM122 131L124 132V128H123ZM191 131H192V130H191ZM10 132H9V133H10ZM72 132H73V131H72ZM75 132H76V130H75ZM77 132H78V131H77ZM95 132H96V131H95ZM141 132H142V131H141ZM176 132H177V131H176ZM193 132H195V131H192V134H194ZM214 132H215V130H214ZM14 133H15V130H14ZM14 133L12 132V136H13V137H15V136L13 135ZM130 133H132V131H131ZM142 133H143V132H142ZM158 133H159V132H158ZM174 133H175V132H174ZM183 133H184V132H183ZM216 133H217V132H216ZM7 134H8V133H7ZM98 134H99V132H98ZM124 134H126V133H124ZM133 134H135V133L133 132ZM177 134H178V132H177ZM192 134H191V135H192ZM1 135H2V134H1ZM1 135H0V137H1ZM8 135H9V134H8ZM15 135H16V133H15ZM135 135H137V134H135ZM141 135H142V134H141ZM144 135H145V134H144ZM146 135H147V134H146ZM163 135H164V133H163ZM194 135H195V134H194ZM194 135H192L191 137H193L194 140H196ZM202 135H203V133H202ZM207 135H208V134H207ZM220 135H221V134H220ZM222 135H223V134H222ZM225 135H226V134H225ZM227 135H228V134H227ZM227 135H226V136H227ZM9 136H10V135H9ZM97 136H98V135H97ZM105 136H107V135L105 134ZM124 136H125V135H124ZM129 136H130V135H129ZM171 136H172V134H171ZM178 136H181V137H182V135H179V134H178ZM203 136H204V135H203ZM119 137H120V136H119ZM122 137H123V136H122ZM137 137H138V136H137ZM137 137H136V138H137ZM201 137H202V136H201ZM205 137H206V136H205ZM212 137H213V136H212ZM216 137H217V136H216ZM243 137H244V136H243ZM17 138H18V137H17ZM103 138H104V137H103ZM107 138H110V136L107 137ZM151 138H152V137H151ZM163 138H164V140H165V137H164V136H163ZM196 138H198V137H196ZM209 138H210V137H208V139H209ZM118 139H119V138H118ZM125 139H128L127 136L125 137ZM125 139H124V141H125ZM182 139H183V137H182ZM222 139H223V138H222ZM238 139H239V138H238ZM74 140H75V139H74ZM90 140H91V139H90ZM102 140H103V139H102ZM110 140L112 141V139H110ZM130 140H131V139H130ZM132 140H133V139H132ZM153 140H154V139H153ZM156 140H158V139H156ZM166 140H167V139H166ZM183 140H184V139H183ZM212 140H213V139H212ZM218 140H219V139H218ZM228 140H229V139H228ZM260 140H261V139H260ZM119 141L121 142V139H119ZM127 141H128V140H127ZM154 141H155V140H154ZM191 141H192V140H191ZM196 141H197V140H196ZM205 141H206V140H205ZM214 141H215V138H214ZM253 141H254V140H253ZM6 142L9 143V141H6ZM96 142H97V140H96ZM108 142H110V141L108 140ZM165 142H166V141H165ZM225 142H226V141H225ZM80 143H81V141H80ZM82 143H83V142H82ZM99 143H100V142H99ZM102 143H103V141H102ZM106 143H107V142H106ZM110 143H111V142H110ZM117 143H118V142H117ZM121 143H122V142H121ZM143 143H144V142H143ZM161 143L163 144L162 141H161ZM169 143H171V142H169ZM186 143H188L187 140H186ZM195 143L197 144V142H195ZM195 143H194V144H195ZM201 143H202V142H201ZM261 143H262V142H261ZM73 144H74V143H73ZM97 144H98V143H97ZM190 144H191V142H190ZM190 144H189V146L192 147L193 145H192V144L190 145ZM196 144H195V147H196ZM204 144H205V143H204ZM204 144L202 143L201 146H199V145H198V146L202 149V148L205 146ZM258 144H259V143H258ZM5 145H6V144H5ZM20 145H22V144L20 143ZM108 145H109V144H108ZM172 145H173V144H172ZM203 145H204V146H203ZM215 145H216V143H215ZM229 145H230V144H229ZM237 145H238V144H237ZM237 145H236V146H237ZM253 145H254V144H253ZM256 145H257V144H256ZM0 146H1V145H0ZM129 146H130V145H129ZM152 146H153V145H152ZM157 146H158V144H157ZM162 146H163V148H164L165 145H162ZM248 146H249V145H248ZM248 146H246V147H248ZM86 147H87V146H86ZM126 147H127V146H126ZM206 147H207V146H206ZM215 147H216V146H215ZM237 147H238V146H237ZM254 147H255V146H254ZM254 147H253V148H254ZM131 148H132V147H131ZM155 148H156V147H155ZM157 148H158V147H157ZM159 148H160V147H159ZM163 148H162V149H163ZM226 148H227V147H226ZM263 148H264V147H263ZM145 149H146V148H145ZM176 149H177V148H176ZM178 149H181V148L178 147ZM196 149H197V147H196ZM210 149H211V146H210ZM210 149H209V150H210ZM223 149H224V148H223ZM129 150H131V149H129ZM129 150H128V151H129ZM132 150H133V149H132ZM154 150H157V149H154ZM167 150H169V149L167 148ZM216 150H217V149H216ZM228 150H229V149H227L226 151H228ZM143 151H144V150H143ZM171 151H172V150H171ZM235 151H236V149H235ZM242 151H243V149H242ZM179 152H180V151H179ZM183 152H185V151L183 150ZM224 152H225V151H224ZM231 152H232V151H231ZM240 152H241V151H240ZM243 152H244V151H243ZM248 152H249V151H248ZM248 152H247V153H248ZM14 153H15V152H14ZM28 153H29V152H28ZM127 153H128V152H127ZM155 153H157V152H155ZM158 153H159V154H158ZM158 153H157L158 155H161L160 150H158ZM180 153H181V152H180ZM202 153H203V152H202ZM233 153H234V152H233ZM255 153H256V151H255ZM130 154H131V153H130ZM165 154H166V153H165ZM167 154H168V153H167ZM200 154H201V153H200ZM224 154H225V153H224ZM252 154H253V151H252ZM132 155H133V154H132ZM162 155H163V154H162ZM162 155H161V156H162ZM170 155H171V154H170ZM172 155H173V152H172ZM187 155H188V153L185 155V157H187ZM189 155H190L189 158L192 159L191 156H193V158H195L194 155H191L190 151H189ZM258 155H259V154H258ZM148 156H149V155H148ZM156 156H157V155H156ZM167 156H168V155H167ZM196 156H198V155L196 154ZM203 156L205 157V156H207V155H203ZM211 156H212V154H211ZM229 156H230V155H228L227 158H228ZM252 156H253V155H252ZM16 157H17V155H16ZM122 157L126 158L125 156H122ZM159 157H160V156H159ZM169 157H170V156H169ZM185 157H184V158H185ZM223 157H224V156H223ZM25 158H26V157H25ZM205 158H206V157H205ZM211 158H212V157H211ZM213 158H214V157H213ZM219 158H220V156H219ZM233 158H234V157H233ZM250 158H251V157H250ZM220 159H221V158H220ZM225 159H226V157H225ZM225 159H224V160H225ZM23 160H25V159H23ZM124 160H125V159H124ZM126 160H127V159H126ZM129 160H131V157H130ZM185 160H186V159H185ZM185 160H183V161H185ZM112 161H113V160H112ZM132 161H133V160H132ZM159 161H160V160H159ZM191 161H192V160H191ZM211 161H212V160H211ZM219 161H220V160H219ZM228 161H229V159H228ZM228 161H227V162H228ZM232 161H234V160H232ZM117 162H118V161H117ZM160 162H161V161H160ZM169 162H171V161L169 160ZM195 162H196V161H195ZM214 162H215V160H214ZM214 162H210V164H211V163H214ZM17 163H18V165H19L20 162H17ZM163 163H164V162H163ZM183 163H184V162H183ZM191 163H192V162H191ZM205 163H206V162H205ZM261 163H262V162H261ZM20 164H21V165H19V166L21 167V166H22V163H20ZM106 164H107V163H106ZM170 164H171V163H170ZM203 164H204V163H203ZM206 164H208V163H206ZM217 164H218V162H217ZM220 164L223 166L222 163H220ZM224 164H225V163H224ZM4 165H5V164H4ZM12 165H13V164H12ZM27 165H28V164H27ZM125 165H126V164H125ZM134 165H135V164H134ZM184 165H185V164H184ZM8 166H9V165H8ZM104 166H105V165H104ZM132 166H133V165H132ZM151 166H152V165H151ZM167 166H168V165H167ZM178 166H179V165H178ZM181 166H182V165H181ZM186 166H187V164H186ZM201 166H202V164H201ZM211 166H212V165H211ZM219 166H220V165H219ZM225 166H226V165H225ZM12 167H13V166H12ZM12 167H11V168H12ZM23 167H24V166H23ZM25 167H26V166H25ZM101 167L103 168V166H101ZM101 167H100V168H101ZM139 167H140V166H139ZM152 167H153V166H152ZM172 167H174L173 164H172ZM188 167H189V166H188ZM226 167H228V165H227ZM236 167H237V166H236ZM262 167H263V165H262ZM262 167H260V168H262ZM123 168H124V167H123ZM130 168L133 169V167H130ZM130 168H128V169H130ZM159 168H161V167H159ZM159 168H158V169H159ZM162 168H163V167H162ZM200 168H201V167H200ZM234 168H235V167H234ZM104 169H106V168H104ZM128 169H127V171H128ZM152 169H153V168H152ZM158 169H157V167H156V170H158ZM192 169H193V168H192ZM208 169H209V168H208ZM226 169H227V168H226ZM62 170H63V169H62ZM120 170H121V169H120ZM123 170H124V169H123ZM143 170H144V169H143ZM156 170H155V172L158 173V171H156ZM164 170H165V169H162L163 172H164ZM10 171H11V170H10ZM20 171H21V170H20ZM27 171H29V170H27ZM150 171H151V170H150ZM152 171H153V170H152ZM107 172H108V170H107ZM122 172H124V171H122ZM125 172H126V170H125ZM178 172H180V171H178ZM182 172H183V171H182ZM258 172H259V171H258ZM24 173H25V172H24ZM132 173H133V172H132ZM132 173H131V174H132ZM137 173H138V172H137ZM168 173H169V172H168ZM170 173H171V172H170ZM174 173H175V172H174ZM206 173H207V172H206ZM209 173H210V172H209ZM252 173H253V172H252ZM19 174H20V173H19ZM61 174H62V173H60V175H61ZM64 174H65V173H64ZM102 174H103V173H102ZM121 174H122V173H121ZM129 174H130V173H129ZM135 174H136V172H135ZM138 174H139V173H138ZM150 174H152V173H150ZM150 174H149V175H150ZM158 174H159V173H158ZM162 174H163V173H162ZM171 174H172V173H171ZM183 174H184V173H183ZM207 174H208V173H207ZM212 174H213V173H212ZM212 174H209V175L211 176ZM219 174H220V173H219ZM259 174H260V173H259ZM111 175H112V173H111ZM146 175H148V174H146ZM160 175H161V174H160ZM180 175H181V173H180ZM222 175H224V174L222 173ZM263 175H264V174H263ZM263 175H262V176H263ZM62 176H63V175H62ZM70 176H72V175H70ZM181 176H182V175H181ZM213 176H214V175H213ZM252 176H253V175H252ZM259 176H261V175H257V177H259ZM17 177H18V176H17ZM67 177H68V176H67ZM138 177H139V175H138ZM163 177H164V176H163ZM166 177H167V176H166ZM200 177H201V176H200ZM223 177H224V176H223ZM254 177H255V176H254ZM68 178H69V177H68ZM94 178H95V177H94ZM172 178H174V177H172ZM177 178H178V177H177ZM211 178H212V177H211ZM215 178L217 179V177H214L213 179H215ZM221 178H222V176H221ZM229 178H230V176H229ZM232 178H233V177H232ZM245 178H247V177H245ZM245 178H244V179H245ZM260 178H261V177H260ZM262 178H263V177H262ZM75 179H76V178H75ZM110 179H111V178H110ZM140 179H141V178H140ZM143 179H144V178H143ZM153 179H154V178H153ZM200 179H201V178H200ZM208 179H209V178H208ZM226 179H227V178H226ZM234 179H235V178H234ZM257 179H258V178H257ZM16 180H17V179H16ZM64 180H65V179H64ZM68 180H69V179H68ZM91 180H92V179H91ZM144 180H145V179H144ZM175 180H176V179H175ZM229 180H231V178L228 179V183H229ZM239 180H242V179H239ZM107 181H108V180H107ZM151 181H153V180H151ZM156 181H158V180L156 179ZM156 181H155V182H156ZM215 181H216V180H214V181H212V182H215ZM236 181H238V180H236ZM242 181H243V180H242ZM73 182H74V181H73ZM96 182H97V181H96ZM147 182L149 183V181H147ZM158 182H159V181H158ZM197 182H199V180H198ZM206 182H207V181H206ZM221 182H222V181H220V183H221ZM230 182H231V181H230ZM238 182H239V181H238ZM258 182H259V181H258ZM260 182H262V181L260 180ZM16 183H17V182H16ZM76 183H77V182H76ZM97 183H98V182H97ZM138 183H139V182H138ZM153 183H154V182H153ZM156 183H157V182H156ZM159 183H160V182H159ZM195 183H196V182H195ZM203 183H204V182H203ZM240 183H241V182H240ZM263 183H264V182H263ZM11 184H12V183H11ZM216 184H217V183H216ZM216 184H211V185L214 186V185H216ZM231 184H232V186H234L232 182H231ZM231 184H228V185L231 186ZM235 184H237V183H235ZM238 184H239V183H238ZM242 184H244V182H242ZM135 185H136V184H135ZM157 185H158V183H157ZM211 185H209L210 188H211ZM12 186H13V184H12ZM98 186H99V185H98ZM125 186H126V185H125ZM140 186H141V185H140ZM149 186H150V185H149ZM159 186H160V184H159ZM166 186H167V185H166ZM204 186H205V185H204ZM207 186H208V185H207ZM225 186H226V185H225ZM240 186H241V185H240ZM240 186H238V187H240ZM122 187H123V186H122ZM126 187H127V186H126ZM126 187H124V188H126ZM138 187H139V186H138ZM187 187H188V186H187ZM187 187H186V188H187ZM219 187H220V186H219ZM234 187H235V186H234ZM241 187H242V186H241ZM243 187H245V186H243ZM243 187H242V189H243ZM255 187H256V186H255ZM11 188H12V187H11ZM99 188H100V187H99ZM127 188H128V187H127ZM188 188H189V187H188ZM188 188H187V189H188ZM236 188H237V187H236ZM0 189H1V188H0ZM3 189H4V188H3ZM6 189H7V188H6ZM13 189H14V188H13ZM20 189H21V188H20ZM121 189H123V188H121ZM149 189H150V188H149ZM221 189H223V188H221ZM229 189H230V188H229ZM240 189H241V188H240ZM245 189H246V188H244V195H245V192L247 191V190L245 191ZM252 189H253V188H252ZM257 189H258V188H257ZM259 189H260V186H259ZM261 189H264V188H261ZM81 190H82V189H81ZM87 190H88V189H87ZM89 190H90V189H89ZM91 190H92V189H91ZM100 190H101V189H100ZM125 190H126V189H125ZM141 190H142V189H141ZM170 190H171V189H170ZM209 190H210V189H209ZM224 190H225V188H224ZM224 190H223V194H225ZM226 190H227V189H226ZM226 190H225V191H226ZM237 190H238V188H237ZM253 190H254V189H253ZM255 190H256V189H255ZM5 191H6V190H5ZM14 191H15V190H14ZM112 191H113V190H112ZM112 191H111V192H112ZM127 191H128V190H127ZM134 191H135V190H134ZM186 191H187V190H186ZM195 191H196V190H195ZM210 191H211V190H210ZM232 191L234 192L235 189L232 190ZM238 191H239V190H238ZM251 191H252V190L250 189V191L247 192V194H246V195H247V198L250 197V193H249V192H251ZM262 191L264 192V190H262ZM7 192H9V191H7ZM77 192H78V191H77ZM92 192H93V191H92ZM143 192H144V190H143ZM196 192H197V191H196ZM208 192H209V191H207V193H208ZM218 192H220V191H218ZM221 192H222V190H221ZM239 192H241V194L243 195V193H242L241 190H240ZM254 192H255V191H254ZM254 192H253V194H254ZM260 192H261V190L259 191L258 196L261 195ZM181 193H182V192H181ZM183 193H184V192H183ZM209 193H210V192H209ZM227 193H228V192H226V194H227ZM257 193H258V192H257ZM114 194H115V193H114ZM114 194H113V192H112L111 195H114ZM152 194H153V193H152ZM173 194H174V192H173ZM186 194H187V193H186ZM205 194H206V193H205ZM215 194H216V192H215ZM226 194H225V195H226ZM234 194H235V193H234ZM255 194H256V193H255ZM255 194H254L253 197L256 196ZM2 195H3V194H2ZM133 195H134V194H133ZM170 195H171V194H170ZM187 195H188V194H187ZM196 195H197V194H196ZM210 195H212V194H210ZM5 196H6V195H5ZM53 196H54V195H53ZM138 196H139V194H138ZM148 196H149V195H148ZM198 196H200V195H198ZM201 196H203V195L201 194ZM113 197H114V196H113ZM177 197H178V195H177ZM184 197H185V196H184ZM231 197H232V195H231ZM233 197H234V196H233ZM240 197H241V196H239V198H240ZM47 198H48V197H47ZM94 198H96V197H94ZM97 198H98V197H97ZM123 198H124V197H123ZM169 198H170V197H169ZM200 198H201V197H200ZM242 198H243V199H247L246 197H242ZM242 198H240V200H239V201H241V204H242V203H245L244 205L247 204L246 206H244V208L246 207V208H248V209H247L248 211H250V212H254V211H252V209H253L252 206H253V205L250 206L252 203H251V204H249L250 202L248 203L249 200L253 199L252 196L250 197L251 199L249 198V200H247V201L244 200L245 202L242 201V200H243ZM3 199H4V198H3ZM149 199H150V198H149ZM180 199H181V198H180ZM202 199H203V198H202ZM241 199H242V200H241ZM263 199H264V198H263ZM225 200L228 201V202H226ZM229 200H230V199H229ZM229 200H228V197H227V198L224 197L225 204L228 203V204H226V208H227L228 205L231 206V205L234 203V202L231 203L232 201L230 202ZM234 200H236V199L234 198ZM15 201H16V200H15ZM200 201H201V200H200ZM224 201H222V202H224ZM256 201H257V200H256ZM6 202H7V201H6ZM188 202H189V201H188ZM192 202H193V201H192ZM183 203H184V202H183ZM208 203H210V204H208ZM208 203H206V204H208V206H210L211 204H214L215 202H212V203H211V202H209V200H208ZM230 203H231V204H230ZM0 204H1V203H0ZM179 204H180V203H179ZM181 204H182V202H181ZM184 204H185V203H184ZM215 204H216V203H215ZM215 204H214V205H215ZM222 204H223V203H222ZM235 204H236V203H235ZM235 204H234V205H235ZM248 204H249V205H248ZM254 204H256V202H255ZM167 205H168V204H167ZM172 205H173V204H172ZM172 205H171V206H172ZM219 205H221V204H219ZM236 205H237V204H236ZM256 205H257V204H256ZM18 206H19V205H18ZM104 206H105V205H104ZM205 206H207V205H205ZM205 206H204V207H205ZM208 206H207V208H208ZM211 206H212V205H211ZM217 206H218V205H217ZM230 206H229V207H230ZM249 206H250V207H249ZM262 206H264V204H263ZM100 207H101V206H100ZM105 207H106V209H107V206H105ZM105 207H103V208H105ZM118 207H119V206H118ZM178 207H179V206H178ZM180 207H181V206H180ZM193 207H194V205H193ZM195 207H196V206H195ZM195 207H194V208H195ZM200 207H201V206H200ZM213 207H215V206H213ZM213 207H210V208L212 209V211H213V209H214ZM218 207H220V206H218ZM218 207H217V208H218ZM234 207H235V206H234ZM256 207H257V206H256ZM8 208H9V207H8ZM187 208H189V206H188ZM187 208H186V209H187ZM205 208H206V207H205ZM210 208H208V209L210 210ZM224 208H225V207H224ZM242 208H243V207H242ZM251 208H252V209H251ZM4 209H5V208H4ZM6 209H7V207H6ZM9 209H10V208H9ZM24 209H25V208H24ZM171 209H172V208H171ZM173 209H174V208H173ZM191 209H192V208H191ZM195 209H196V208H195ZM195 209H193V210H195ZM221 209H222V208H221ZM221 209H219V210H221ZM230 209H232V208H229V212L231 211ZM249 209H251V210H249ZM255 209H256V208H255ZM122 210H123V209H122ZM122 210H121V212H123ZM124 210H125V207H124ZM176 210H177V209H176ZM183 210H184V209H183ZM188 210H189V209H188ZM196 210L199 211V209H196ZM205 210H206V209H205ZM209 210H208V211H209ZM216 210L219 212L218 209H216ZM240 210H241V209L238 208V213H239V212H244V211H240ZM256 210H257V209H256ZM262 210H264V207L262 208ZM7 211H9V210L7 209ZM69 211H70V210H69ZM73 211H74V209H73ZM131 211H132V210H131ZM171 211H172V210H171ZM178 211H179V210H178ZM189 211H190V210H189ZM189 211H188V212H189ZM208 211H207V212H208ZM210 211H211V210H210ZM222 211H224V210L222 209L220 212H222ZM232 211H233V210H232ZM65 212H66V211H65ZM192 212H193V211H192ZM203 212H204V211H203ZM205 212H206V211H205ZM220 212L218 213V214H219V215H218V218H219L220 220H216V223L214 224V227H215V225H216L217 227L219 226V228H220V227H221V226H220V225H221V222H220V221H223V223H225L224 225L227 227V223H228V225H229L228 220L225 221V220H226V219H225L226 217L222 218L226 213H225L224 215L222 214V215H223V216H222V215L220 214ZM224 212H225V211H224ZM200 213H201V211H200ZM208 213H209V212H208ZM210 213H211V212H210ZM210 213H209V214H210ZM215 213H216V212H215ZM20 214H21V213H20ZM120 214H121V213H120ZM122 214H123V213H122ZM124 214H125V213H124ZM127 214H128V213H127ZM177 214H178V213H177ZM192 214L194 215V213H192ZM206 214H207V213H206ZM212 214H213V213H212ZM216 214H217V213H216ZM216 214H215V217H216ZM230 214H231V212H230ZM246 214H247V212H244V213H243V216L245 217ZM128 215H129V214H128ZM148 215H149V214H148ZM167 215H168V214H167ZM184 215H185V214H184ZM220 215H221V218H220ZM231 215H232V214H231ZM248 215H249V213H248ZM248 215H247L246 217H248ZM250 215H251V214H250ZM85 216H86V215H85ZM119 216H120V215H119ZM119 216H118V217H119ZM180 216H182L181 213H180ZM188 216H189V215H188ZM210 216H211V215H210ZM210 216H209V217H210ZM255 216H256V215H255ZM255 216H254V217H255ZM11 217H12V216H11ZM128 217H129V216H128ZM165 217H166V216H165ZM167 217H168V216H167ZM182 217H183V216H182ZM212 217H213V216H212ZM239 217H240V216H239ZM246 217H245L244 219H247ZM20 218H21V217H20ZM146 218H147V217H146ZM173 218H174V217H173ZM189 218H190V217H189ZM193 218H194V216H193ZM193 218H192V221H193ZM231 218H232V217H231ZM231 218H230V220H231ZM256 218H257V216H256ZM12 219H13V218H12ZM15 219H16V218H15ZM86 219H87V218H86ZM97 219H98V218H97ZM99 219H100V218H99ZM149 219H150V218H149ZM159 219H160V218H159ZM164 219H165V218H164ZM183 219H184V218H182V220H183ZM222 219H223V220H222ZM224 219H225V220H224ZM235 219H236V218H235ZM254 219H255V218H254ZM19 220L21 221V219H19ZM92 220H93V219H92ZM111 220H112V219H111ZM128 220H129V219H128ZM138 220H139V219H138ZM179 220H180V217H179ZM189 220H190V219H189ZM194 220H195V219H194ZM198 220H199V219H198ZM200 220H201V217H200ZM212 220H213V219H212ZM232 220H233V219H232ZM232 220H231V221H232ZM247 220H249V217H248ZM258 220H259V218H258ZM58 221H59V220H58ZM87 221H88V220H87ZM90 221H91V220H90ZM103 221H104V220H103ZM108 221H109V220H107V222H108ZM205 221H206V222H205ZM217 221H218V222H217ZM235 221H236V220H235ZM237 221H238V220H237ZM254 221H255V220H254ZM256 221H257V220H256ZM256 221H255V223L252 222V224L254 225V229L257 231L258 229H260V228H262V227H259V225H258L259 222L256 223ZM261 221H262V220H261ZM15 222H16V221H15ZM101 222H102V221H101ZM101 222H100V223H101ZM161 222H162V221H161ZM180 222H181V221H180ZM203 222H204V223H203ZM203 222H202L203 224H207V228L205 227L206 225H203V224H201V223L197 226V228L200 226L199 229H201V230H202V229H207V230H206V233H207L209 227H211V228H209V231H211V229H212V230L216 229V227H215V228H214V227L212 228V224L214 223L213 221H212L213 223H212L211 225H209V227H208V224H210V223H208V222H210L209 220H204ZM226 222H227V223H226ZM245 222H246V221H245ZM247 222H248V221H247ZM249 222H251V221L249 220ZM262 222H263V221H262ZM20 223H21V222H20ZM88 223H89V222H88ZM90 223H91V222H90ZM90 223H89V224H90ZM103 223H104V222H103ZM103 223H102V224H103ZM112 223H113V222H111V224H112ZM163 223H164V222H162V224H163ZM183 223H184V222H183ZM223 223H222V224H223ZM239 223H240V222L238 221V225H239V226H240V225H243V224H241V223L239 224ZM0 224H1V223H0ZM107 224H108V223H107ZM107 224H106V225H107ZM181 224H182V223H181ZM190 224H191V223H190ZM232 224H233V222H232ZM62 225H63V224H62ZM80 225H81V224H80ZM86 225H87V223H86ZM116 225H117V224H116ZM147 225H148V224H147ZM171 225H172V224H171ZM202 225H203V227H202ZM224 225H222V227H223ZM234 225H236V224H234ZM247 225H249V224H247ZM91 226H92V225H91ZM97 226H98V225H97ZM97 226H95V227H97ZM139 226H140V225H139ZM178 226H179V225H178ZM182 226H183V225H182ZM225 226H224V227H225ZM239 226H238V227H239ZM257 226H258V228H257ZM262 226H264V225L262 224ZM79 227H80V226H79ZM145 227H147V226L145 225ZM166 227H167V226H166ZM174 227H175V226H174ZM176 227H177V226H176ZM191 227H192V226H191ZM201 227H202V228H201ZM204 227H205V228H204ZM249 227H250V225L247 227V228H248V232H251L252 230H249ZM9 228H10V227H9ZM143 228H144V227H143ZM180 228H181V227H180ZM227 228H229V226H228ZM251 228H253L252 225H251ZM256 228H257V229H256ZM121 229H122V227H121ZM135 229H136V227H135ZM178 229H179V227H178ZM182 229H183V228H182ZM238 229H239V228H238ZM243 229H244V228H243ZM254 229H253V230H254ZM39 230H40V229H39ZM76 230H77V229H76ZM81 230H82V229H81ZM101 230H102V229H101ZM105 230H106V229H105ZM109 230H110V229H109ZM113 230H114V228H113ZM118 230H119V229H118ZM174 230H176V228H175ZM179 230H180V229H179ZM179 230H177V231H179ZM184 230H185V229H184ZM184 230H183V231H184ZM189 230H190V229H189ZM189 230H187V231H189ZM197 230H198V229H197ZM216 230H217V231H218V230H221V228H220V229L217 228ZM234 230H236V229H234ZM240 230L243 231L242 229H240ZM255 230H254V231H255ZM12 231H13V230H12ZM17 231H18V230H17ZM79 231H80V229H79ZM116 231H117V229H115V232H116ZM166 231H168V230H166ZM181 231H182V230H181ZM187 231H184L185 233L183 232V234H184L185 236H187V235H186ZM192 231H193V230H192ZM209 231H208V232H209ZM217 231H216V232H217ZM254 231H252V233H254ZM256 231H255V232H256ZM18 232H19V231H18ZM39 232H40V231H39ZM80 232H81V231H80ZM155 232H156V231H155ZM170 232H171V230H170ZM198 232L205 233L204 230H203V231L198 230L197 233H198ZM218 232H219V231H218ZM235 232L237 233V230H236ZM263 232H264V231H263ZM5 233H6V232H5ZM59 233H60V232H59ZM104 233H105V232H104ZM144 233H145V232H144ZM174 233H175V232H174ZM190 233H191V231H190ZM209 233H210V232H209ZM213 233H215V230L212 231L210 234L213 235ZM245 233H246V232H245ZM8 234H9V233H8ZM8 234H7V235H8ZM15 234H16V233H15ZM107 234H108V233H107ZM114 234H115V236H114V239H115V237H116L117 234H116V233H114ZM175 234H176V233H175ZM188 234H189V233H188ZM210 234H209V236H210ZM250 234H251V233H250ZM66 235H67V234H66ZM94 235H95V234H94ZM136 235H137V234H136ZM145 235H146V234H145ZM159 235H160V234H159ZM165 235H166V234H165ZM167 235H169V234H167ZM180 235H181V237H179ZM184 235H182V234H178V237H179V238H178V237H176V238L181 239L182 236H184ZM200 235H201V234H200ZM202 235H203V234H202ZM216 235H217V234H216ZM220 235H222V234H220ZM226 235H227V234H226ZM254 235H255V234H254ZM1 236H2V235H1ZM110 236H111V235H110ZM122 236H123V235H122ZM129 236H130V235L128 234L127 237H129ZM153 236H154V235H153ZM161 236H163V235H161ZM171 236H172V235H171ZM171 236H170V237H171ZM176 236H177V234H176ZM185 236H184V237H185ZM196 236H197V235H196ZM203 236H204V235H203ZM223 236H224V235H223ZM51 237H52V236H51ZM124 237H126V236H124ZM131 237H132V236H131ZM163 237H164V236H163ZM188 237H189V236H188ZM191 237H192V236H191ZM197 237H198V236H197ZM199 237H200V236H199ZM207 237H208V236H207ZM207 237H205V240L207 239L206 241H208V238H207ZM210 237H211V236H210ZM212 237H213V236H212ZM215 237H216V236H215ZM218 237H219V235H218ZM220 237H221V236H220ZM235 237H236V241H238V240L241 241L242 235H241V236H238V237H237V236H234L233 238L235 239ZM240 237H241V238H240ZM4 238H5V237H4ZM14 238H15V237H14ZM63 238H64V237H63ZM98 238H99V235H98ZM112 238H113V237H112ZM117 238H119L118 235H117ZM120 238H121V237H120ZM129 238H130V237H129ZM129 238H127V239H128V241L130 242ZM164 238L166 239V237H164ZM172 238L175 239V236H172ZM224 238H225V236H224ZM227 238H228V237H227ZM243 238H244V241H245V234H243ZM252 238H253V237H252ZM252 238H251V239H252ZM44 239H47L46 236H45ZM91 239H92V238H91ZM104 239H105V238H104ZM122 239H123V238H122ZM169 239H170V238H169ZM192 239H193V238H192ZM197 239H199V238H197ZM197 239H195V240H197ZM202 239H203V237H202ZM228 239H229V238H228ZM234 239H233V242H234ZM120 240H121V239H120ZM120 240H119V241H120ZM125 240H126V238H125ZM145 240H147V239H145ZM157 240H158V239H157ZM170 240H171V242H168V241H167L168 244H167V242H166V244L163 242V243L165 244V246L168 245L167 247H169V248L171 247V246L169 245V243H173V241H174V240L172 241V239H170ZM175 240H176V239H175ZM200 240H201V239H200ZM209 240H210V239H209ZM242 240H243V239H242ZM247 240H248V239H247ZM105 241H106V240H105ZM112 241H113V240H112ZM115 241H117V240H115ZM180 241H183V242H184V241H188V240H187V239H185V240H184V239H181ZM190 241H191V240H190ZM197 241H198L197 243L199 244L200 241H199V240H197ZM222 241H223V240H222ZM224 241H225V240H224ZM252 241H253V240H251V241L248 240L246 243H244L243 241H241V244H242V245L244 244L243 246L246 248L247 246H246L245 244H247V243L249 244V242H250L251 245H250V246L248 245L249 247H248L247 249H249L250 247H251V249H252V247H253V245H252L253 242H252ZM1 242H2V241H1ZM58 242H59V241H58ZM108 242H109V241H108ZM131 242H132V241H131ZM157 242H158V241H157ZM177 242H178V241H177ZM227 242H228V241H227ZM227 242L225 241V242H222V243H224V244H225V243L228 244ZM258 242H259V244H262V243H260V239H259V238H258ZM258 242H257V243H258ZM102 243H103V242H102ZM121 243H122V242H121ZM125 243H126V242H125ZM137 243H138V242H137ZM144 243H145V242H144ZM175 243H176V242H175ZM178 243H179V242H178ZM185 243H187V242H185ZM188 243H191V242H188ZM197 243H196V245H197ZM220 243H221V242H220ZM257 243H256V241H254V243H253L254 246L257 247ZM54 244H55V243H54ZM86 244H87V243H86ZM111 244H112V243H111ZM160 244H161V243H160ZM164 244H163V245H164ZM201 244H202V246H203V243H202V242H201ZM217 244H218V242H217ZM241 244H240V246H241ZM2 245H3V244H2ZM126 245H127V244H126ZM128 245H129V243H128ZM132 245H133V244H132ZM132 245H131V246H132ZM172 245H173V244H172ZM181 245H183V244H181ZM185 245H186V244H185ZM191 245H192V243H191L190 245H188L187 247H188L189 249H190V248H193V249L196 248V245H195V247H192L193 245H192V246H191ZM220 245H222V244H220ZM233 245H235V244L233 243ZM238 245H239V244H238ZM238 245H235V248H233L235 251H237V253H238V250H236V246H238ZM91 246H93V245H91ZM99 246H100V244H99ZM119 246H120V245H119ZM179 246H180V245H179ZM189 246H190V247H189ZM202 246H200V247H202ZM213 246H215V245H213ZM218 246H219V245H218ZM243 246H242V248H243ZM102 247H103V246H102ZM121 247H122V246H121ZM129 247H130V245L128 246V248H129ZM167 247H166V248H167ZM187 247L184 248V247L181 246V250H183V251H182L183 254L185 253V254H184V257H185L186 254H189V253H188V252H189L188 250H187L188 252H185L186 249H187ZM205 247H206V246H205ZM211 247H212V245H211ZM220 247H221V246H220ZM220 247H219V248H220ZM223 247H225V246L223 245L222 248H220L221 251H223V249H224ZM259 247H260V246H259ZM259 247H258V248H259ZM99 248H100V247H99ZM99 248H97V249L99 250ZM126 248H127V247H126ZM135 248H136V247H135ZM141 248H142V246H141ZM156 248H157V247H156ZM166 248H165L164 251H166V252H167V250H168V252L171 251V253H172V255H173L174 252H172V251H173L172 247H171L172 250H171V249H166ZM174 248H175V247H174ZM178 248H179V247H177L176 249H174V250H176V251H175L176 253H174V254H176V257H177V258H180V256L182 257L183 254H182V255H178V254H177V252H178V251H177ZM182 248H183V249H182ZM212 248H213L214 251H216V250L214 249V247H212ZM225 248H226V247H225ZM261 248H262V246H261ZM122 249H123V248H122ZM145 249H146V248H145ZM150 249H151V247H150ZM153 249H154V248H153ZM193 249H191V250H193ZM198 249H199V248H198ZM198 249H196V250H198ZM229 249H230V248H229ZM233 249H232V250H233ZM240 249H241V247H240ZM247 249H246V251H247ZM262 249H263V248H262ZM21 250H22V249H21ZM84 250H85V249H84ZM158 250H160V248H159ZM162 250H163V248H162ZM162 250H161V251H162ZM179 250H180V248H179ZM181 250H180V251H181ZM184 250H185V251H184ZM194 250H195V249H194ZM217 250H218V249H217ZM242 250H245V249H242ZM255 250H256V249H255ZM11 251H12V250H11ZM100 251H101V249H100ZM103 251H105V250H103ZM134 251H135V250H134ZM137 251H138V249H137ZM137 251H136V255H137V253H138ZM141 251H142V250H141ZM143 251H144V250H143ZM147 251H148V250H147ZM153 251H154V250H153ZM204 251H205V250H204ZM204 251H203V252H204ZM218 251H219V250H218ZM250 251H251V250H250ZM19 252H20V251H19ZM38 252H39V251H38ZM59 252H60V251H59ZM73 252H74V251H73ZM144 252H145V251H144ZM191 252H192V251H191ZM197 252H198V251H197ZM253 252H257V250H256V251H253ZM16 253H17V252H16ZM45 253H46V252H45ZM101 253H102V251H101ZM145 253H146V252H145ZM148 253H149V252H148ZM148 253H147V254H148ZM171 253H170V254H171ZM180 253H181V252H180ZM195 253H196V252H195ZM211 253H212V252H211ZM217 253H218V252H217ZM219 253H220V251H219ZM233 253H234V252H233ZM14 254H15V253H14ZM91 254H92V253H91ZM127 254H128V253H127ZM131 254H132V253H130V256H131ZM133 254H134V252H133ZM147 254H146V255H147ZM164 254H166V253H164ZM214 254H215V253H214ZM214 254H213V255H214ZM231 254H232V253H231ZM234 254H235V253H234ZM234 254H233V255H234ZM240 254H241V252H240ZM240 254H239V255H240ZM242 254H243V252H242ZM242 254H241V255H242ZM249 254H251V253H249ZM257 254H259V252H258ZM257 254H256V256H257ZM260 254H261V253H260ZM16 255H17V254H16ZM44 255H45V254H44ZM74 255H75V254H74ZM78 255H79V254H78ZM140 255H141V254H140ZM144 255H145V254H144ZM160 255H161V253H160ZM189 255H190V254H189ZM189 255H188V256H189ZM199 255H202V253H200ZM204 255H205L206 258H207V255L205 254V252H204ZM211 255H212V254H211ZM215 255H216V254H215ZM217 255H218V254H217ZM220 255H221V254H220ZM241 255H240V256H241ZM252 255H254V253H253ZM263 255H264V254H263ZM263 255L261 254L260 257L263 256ZM28 256H29V255H28ZM92 256H93V254H92ZM92 256H91V257H92ZM97 256H98V255H97ZM97 256L95 255V257H97ZM105 256H106V255H105ZM110 256H111V255H110ZM130 256H129V257L126 256V257H128V258H130V259H131V257H132V259L130 260V261L132 262V261L134 260V257H133V256L130 257ZM161 256H162V255H161ZM164 256L166 257V255H164ZM168 256H169V255H168ZM193 256H194V255L192 254V257H193ZM195 256H197V255L195 254ZM244 256H245V254H244ZM250 256H251V255H250ZM41 257H42V256H41ZM95 257H94V258H95ZM126 257H125V258H126ZM148 257H149V256H148ZM148 257H147V258H148ZM184 257H182V258H180V259L183 260ZM192 257H191V258H192ZM197 257H198V256H197ZM202 257H203V256H202ZM208 257H209V256H208ZM210 257H211V256H210ZM210 257H209V258H210ZM218 257H219V255H218ZM218 257H217V258H218ZM233 257H234V256H233ZM251 257H252V256H251ZM253 257H254V256H253ZM260 257H259V258H260ZM86 258H87V257H86ZM86 258H85V259H86ZM92 258H93V257H92ZM112 258H113V257H112ZM203 258H204V257H203ZM227 258H228V257H226V260H227ZM12 259H13V257H12ZM78 259H79V258H78ZM120 259H121V258H120ZM141 259L143 260V258H141ZM141 259H140V261H141ZM161 259H162V257H161ZM161 259H159V260H161ZM163 259H164V258H163ZM184 259L186 260L187 258L185 257ZM193 259H194V258H193ZM218 259H219V258H218ZM229 259H230V258H229ZM236 259H237V258H236ZM244 259H245V258H244ZM247 259H248V256H247ZM260 259H261V258H260ZM260 259H259L258 262H257V260L255 259L256 262H257L258 264H259V262H260ZM13 260H14V259H13ZM82 260H83V259H82ZM113 260H114V259H113ZM121 260H122V259H121ZM125 260H126V259H125ZM125 260H124V261H125ZM128 260H129V259H128ZM145 260H146V258H145ZM145 260H144V262H145ZM151 260H152V259H151ZM165 260H166V259H165ZM165 260H162V261L165 262ZM174 260H175V258H174ZM185 260H183V262H184ZM195 260H196V259H195ZM197 260H198V259H197ZM209 260H210V259H209ZM221 260H222V259H221ZM223 260H224V259H223ZM226 260H225V264H227V263H226ZM231 260H232V259H231ZM237 260H238V259H237ZM237 260H236V262H238V261H243V262H246V263H247V262L250 263V261H251V260H249V261H247V260H246V261H244V260H238V261H237ZM261 260H263V258H262ZM92 261H93V260H92ZM100 261H101V260H100ZM109 261H110V260H109ZM109 261H108V262H109ZM115 261H116V260H115ZM126 261H127V260H126ZM135 261H137V260H134L133 262L135 263ZM204 261H206V260H204ZM211 261H213L212 258H211ZM229 261H230V260H229ZM87 262H88V261H87ZM94 262H95V260H94ZM106 262H107V260H106ZM120 262H121V261H120ZM127 262H128V261H127ZM144 262H142V263H144ZM151 262H152V261H151ZM164 262H163V263H164ZM167 262H169V261H166V264H167ZM180 262H182V261H180ZM183 262H182V263H183ZM185 262H186V261H185ZM251 262H252V261H251ZM253 262H254V261H253ZM262 262H263V261H262ZM13 263H14V262H13ZM59 263H60V262H59ZM79 263H81V262H79ZM96 263H97V261H96ZM96 263H95V264H96ZM98 263H99V262H98ZM117 263H119V262H117ZM124 263H125V262H124ZM129 263H130V262H129ZM134 263H133V264H134ZM136 263H137V262H136ZM161 263H162V262H161ZM174 263H175V262H174ZM182 263H179V264H182ZM187 263H188V262H187ZM194 263H195V262H194ZM207 263H209V261H208ZM229 263H230V262H229ZM229 263H228V264H229ZM25 264H26V263H25ZM36 264H37V263H36ZM76 264H77V263H76ZM99 264H100V263H99ZM106 264H107V263H106ZM108 264H109V263H108ZM119 264H120V263H119ZM131 264H132V263H131ZM148 264H151V263H148ZM159 264H160V262H159ZM175 264H177V263H175ZM189 264H190V263H189ZM191 264H193V263L191 262ZM201 264H202V263H201ZM214 264H215V263H214ZM230 264H232V263H230ZM236 264H237V263H236ZM238 264H240V263L238 262ZM243 264H244V263H243ZM254 264H255V263H254Z\"/></svg>","mask_w":264,"mask_h":264}]
</instances>
